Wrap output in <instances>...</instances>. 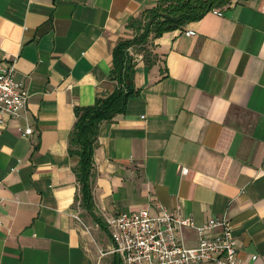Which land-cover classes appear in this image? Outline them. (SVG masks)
Returning <instances> with one entry per match:
<instances>
[{
  "label": "crops",
  "instance_id": "obj_1",
  "mask_svg": "<svg viewBox=\"0 0 264 264\" xmlns=\"http://www.w3.org/2000/svg\"><path fill=\"white\" fill-rule=\"evenodd\" d=\"M157 1L0 0V60L16 58L30 93L0 127V264H111L114 241L78 198L69 136L75 107L113 91L112 50L136 33L129 21ZM151 50L152 64L135 53L138 94L100 125L95 211L165 206L197 225L227 214L242 264H264V0L213 8Z\"/></svg>",
  "mask_w": 264,
  "mask_h": 264
},
{
  "label": "built area",
  "instance_id": "obj_2",
  "mask_svg": "<svg viewBox=\"0 0 264 264\" xmlns=\"http://www.w3.org/2000/svg\"><path fill=\"white\" fill-rule=\"evenodd\" d=\"M186 32L195 33L192 29ZM16 70L15 57L0 60V127L8 119H20L28 104L29 90L17 79ZM18 129L27 136L34 132L29 124H20ZM3 205L4 198L0 196V225ZM75 216L88 228L79 211ZM105 221L114 241L109 251L119 254L122 264H242L237 237L227 214L211 216L197 225L191 215L163 206L158 214L142 208L117 212ZM187 227L197 232L194 244L189 243Z\"/></svg>",
  "mask_w": 264,
  "mask_h": 264
},
{
  "label": "trees",
  "instance_id": "obj_3",
  "mask_svg": "<svg viewBox=\"0 0 264 264\" xmlns=\"http://www.w3.org/2000/svg\"><path fill=\"white\" fill-rule=\"evenodd\" d=\"M232 1L158 0L154 6L146 8L140 18H131L128 25L136 28V33L132 37L120 38L112 50L110 78L116 81L113 91L107 96L98 97L92 104L75 107L76 121L69 136L68 151L79 157L73 167L79 182L78 198L102 228L107 230V224L95 211L94 154L100 125L124 112L128 100L139 92L134 81L137 64L135 53H143L148 64L154 63L156 54L151 50V45L155 38L165 31L183 27L188 22L203 17L211 9L224 7ZM121 263L120 256L113 254L111 264Z\"/></svg>",
  "mask_w": 264,
  "mask_h": 264
},
{
  "label": "rangeland",
  "instance_id": "obj_4",
  "mask_svg": "<svg viewBox=\"0 0 264 264\" xmlns=\"http://www.w3.org/2000/svg\"><path fill=\"white\" fill-rule=\"evenodd\" d=\"M84 221H86L85 219H84ZM86 223H87V221H86ZM88 224V223H87ZM89 225V224H88Z\"/></svg>",
  "mask_w": 264,
  "mask_h": 264
}]
</instances>
